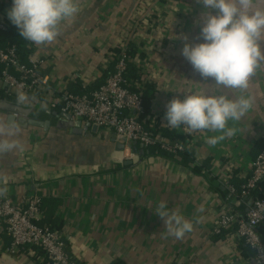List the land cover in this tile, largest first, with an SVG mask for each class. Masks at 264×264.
Returning a JSON list of instances; mask_svg holds the SVG:
<instances>
[{"label": "crops", "instance_id": "0c3cea01", "mask_svg": "<svg viewBox=\"0 0 264 264\" xmlns=\"http://www.w3.org/2000/svg\"><path fill=\"white\" fill-rule=\"evenodd\" d=\"M11 7L12 0H0V17L9 22ZM80 9L54 43H29V57L43 60L41 71L50 77L53 92L96 89L113 72L116 49L130 43L141 54L137 62L145 81L156 86L146 125L169 141L179 140L187 153L176 158L157 147H145L142 155L131 147L119 151L122 143L112 130L81 120L88 130L72 132L71 123L59 126L51 114L57 111L42 110L32 95L29 118L42 125L22 128V148L0 156L4 196L18 204L40 197L39 224L62 233L77 264H257L236 223L220 233L215 229L227 209L245 217L259 194L229 197V186L240 188L264 149V71L252 86L254 108L242 121L229 122L236 134L211 145L208 139L222 133L170 128L164 119L173 98L214 86L181 54L186 42H203V5L197 0H80ZM5 90L1 84L0 98L16 100V93L6 97ZM161 201L192 220L194 230L180 240L168 236L155 213ZM201 206L204 211L198 212ZM10 244L0 220V264H48L41 249L26 247L12 255Z\"/></svg>", "mask_w": 264, "mask_h": 264}, {"label": "clouds", "instance_id": "9594fccd", "mask_svg": "<svg viewBox=\"0 0 264 264\" xmlns=\"http://www.w3.org/2000/svg\"><path fill=\"white\" fill-rule=\"evenodd\" d=\"M205 12L199 38L203 42L184 44L181 54L193 70L214 86L192 91L183 99L173 98L166 105L164 119L170 128L183 126L189 132L222 133L208 139L215 145L238 131L229 122H240L254 108L252 86L264 71V0H197ZM80 0H12L7 16L20 36L42 46L56 41L65 22L80 12ZM187 41L188 37H184ZM32 97L16 92L18 109L30 110ZM47 109L46 102L40 105ZM23 121L15 116H0V156L19 150ZM7 179L0 176V196L6 195ZM203 212L201 206L197 209ZM155 213L168 236L177 240L194 230L192 220L161 201ZM197 223L199 221H196Z\"/></svg>", "mask_w": 264, "mask_h": 264}, {"label": "built area", "instance_id": "2783aa9c", "mask_svg": "<svg viewBox=\"0 0 264 264\" xmlns=\"http://www.w3.org/2000/svg\"><path fill=\"white\" fill-rule=\"evenodd\" d=\"M9 21L0 17V34L8 29ZM114 70L97 89L85 93L64 92L56 94L50 87V77L42 73V59L29 58L27 64L20 61L16 45L0 47V77L7 84L6 97L14 96L18 90L29 95L43 96L34 99L36 105L46 102L47 109L69 113L99 128L112 130L118 140L130 148L134 142L146 148L157 147L160 151L178 158L185 150L180 142L169 141L146 127L144 101L141 93L132 91L133 84L126 77L128 54L126 46L119 47ZM15 70L17 74H13ZM140 71V68H139ZM141 73V72H140ZM142 74V73H141ZM142 83L145 81L142 74ZM254 197L245 217L227 209L220 217L216 233L237 225V233L246 245L255 252L257 264H264V149L253 160L251 173L240 188L229 186V197ZM42 200L30 197L18 204L8 197L0 196V220L5 225L11 244L7 252L15 255L26 247L41 249L48 264H77L67 251L62 233L50 226L39 224Z\"/></svg>", "mask_w": 264, "mask_h": 264}, {"label": "trees", "instance_id": "16d2710c", "mask_svg": "<svg viewBox=\"0 0 264 264\" xmlns=\"http://www.w3.org/2000/svg\"><path fill=\"white\" fill-rule=\"evenodd\" d=\"M29 43H30L29 41H26L20 36L18 29L11 22H9L8 29L0 34V47H6L8 45H16L18 48V54L20 57V61L25 64L29 62V58H30L29 56L31 53V47H29ZM137 51L138 50L135 46H132L130 43L126 44V52L129 57L128 58V70L126 73V77L130 81L133 82V84L130 86V89L132 91L141 93L143 97V101H144L145 111L147 112V108L150 105L152 95L156 90V86L150 83H142L141 81L142 74L139 71V66L137 62V59L140 58L139 55L141 54H139ZM119 52H120V49L117 48L116 56L119 54ZM113 65H115V60L113 62ZM0 73H1V68H0ZM108 77L109 75L107 76V78ZM101 85H99L97 88H99ZM72 93H77V92H72ZM81 93H85V90ZM33 98L42 100L43 96L38 93L37 95L33 96ZM146 127L149 128L147 125ZM165 134L170 135V133L168 132H165ZM173 142H180V141L174 138ZM186 151L187 150H184L183 152L180 153V155L182 156L185 155L187 153ZM261 231L263 233V238H264V228H262Z\"/></svg>", "mask_w": 264, "mask_h": 264}, {"label": "water", "instance_id": "95a60500", "mask_svg": "<svg viewBox=\"0 0 264 264\" xmlns=\"http://www.w3.org/2000/svg\"><path fill=\"white\" fill-rule=\"evenodd\" d=\"M3 85L4 88H7V84L6 83H2L0 80V85ZM29 95V94H28ZM30 97H32L31 95H29ZM34 110V107L31 106L30 110H22V109H18L15 105V100H8V99H3L0 98V114H4L6 116L11 115V116H15L18 120H22L23 121V128L26 129L28 128V126H41L42 122H38L36 120H32L29 118L30 113ZM54 116H57L59 118V126L60 125H65V124H70L71 126V131L77 133L76 129H79L82 133L83 131H87V128H82V121H76L74 124H72V116L69 113H60L58 114L57 112H53L51 113ZM48 125V124H47ZM92 126L94 129L99 128L96 125H90ZM118 150L119 151H123L125 148V145L122 143L118 146ZM130 147L132 148L133 153H138L140 155H142L144 153V146L140 145L138 147V144L136 142L132 143L130 145Z\"/></svg>", "mask_w": 264, "mask_h": 264}]
</instances>
